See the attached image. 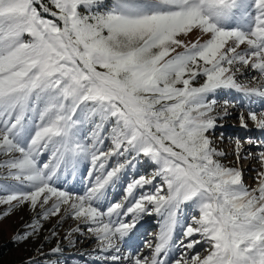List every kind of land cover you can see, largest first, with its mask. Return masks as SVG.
<instances>
[{
	"label": "snow or ice",
	"instance_id": "1",
	"mask_svg": "<svg viewBox=\"0 0 264 264\" xmlns=\"http://www.w3.org/2000/svg\"><path fill=\"white\" fill-rule=\"evenodd\" d=\"M223 89L264 98V0H0V216L36 212L12 239L67 216L110 264H264V141H235L248 186L213 140ZM150 215L155 243L121 254Z\"/></svg>",
	"mask_w": 264,
	"mask_h": 264
},
{
	"label": "rangeland",
	"instance_id": "2",
	"mask_svg": "<svg viewBox=\"0 0 264 264\" xmlns=\"http://www.w3.org/2000/svg\"><path fill=\"white\" fill-rule=\"evenodd\" d=\"M196 34H193V39ZM241 73H237V82L249 87L256 86L257 81H254L253 76H258V73L241 69ZM202 83V78L196 82ZM217 101L216 110L223 111L225 101H227V109L230 115L219 120L218 124L222 127L216 128L212 134L215 146L227 153L222 158V162L232 166L239 167L243 170L244 182L248 186H255L253 177L256 175L254 169H259V162L247 156V158L236 161L234 154V144L237 138L240 139L244 146V153H252L253 156L259 151L257 147L249 146L245 141L247 137H251L256 142L264 141V134L255 129L254 124L247 120L249 111H256L259 114L264 111V98L258 95H246L244 92L235 89L220 90L214 97ZM245 115L248 123V129H243L240 126V114ZM223 136V138H221ZM88 161L81 163L77 175L69 179V186L81 188L80 179L87 180ZM143 173L145 168H140ZM117 191H119L117 189ZM5 210V206L0 205V212ZM39 211V209H37ZM186 214H190L191 209L185 210ZM36 215L27 206L15 210L8 217L0 216V264H18L27 259H37L44 264H110V261H105L104 257L109 253H101L98 248V240L87 232L86 227L81 225V231L75 232L79 222L65 216L61 221L59 217L50 218L43 222V229L39 231L33 238L27 242H17L12 237L26 222H30ZM71 231V237L68 238V233ZM160 231V218L156 215L143 217L141 224L138 226L135 237L128 242V245L121 243V254H126L132 248L144 250V241L155 243L154 237ZM55 232L56 235H51ZM59 246L61 251L53 252L52 249ZM196 251L203 253V248H197ZM179 255V250H173L169 259H173Z\"/></svg>",
	"mask_w": 264,
	"mask_h": 264
},
{
	"label": "trees",
	"instance_id": "3",
	"mask_svg": "<svg viewBox=\"0 0 264 264\" xmlns=\"http://www.w3.org/2000/svg\"><path fill=\"white\" fill-rule=\"evenodd\" d=\"M29 261H35V264H44V262H42L41 260H37V259H27L23 261L22 263H18V264H29Z\"/></svg>",
	"mask_w": 264,
	"mask_h": 264
}]
</instances>
